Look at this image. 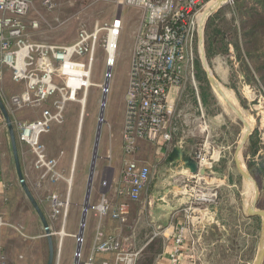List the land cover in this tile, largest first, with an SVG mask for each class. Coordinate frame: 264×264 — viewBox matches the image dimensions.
Returning a JSON list of instances; mask_svg holds the SVG:
<instances>
[{"label": "rangeland", "instance_id": "obj_1", "mask_svg": "<svg viewBox=\"0 0 264 264\" xmlns=\"http://www.w3.org/2000/svg\"><path fill=\"white\" fill-rule=\"evenodd\" d=\"M51 2L54 5L53 9H49L48 6L44 4V0H35L29 14L25 18V21L27 20L30 23L34 21L39 23L38 29H32L31 24L30 30L28 29V32L32 33V42L36 41L35 43H44L60 47L70 46L77 42L79 32L82 28L93 33L97 25L101 27L111 25L118 16V13L121 14L120 16L123 21L116 61L113 67L109 66V56L103 47V39L105 34H107L105 31L99 34L91 72L87 68H80L72 65L65 67L64 73L69 79L68 87L72 90V101L67 104L66 108V120L63 125H55L50 133L42 136V141L47 147L48 156L58 161L57 170L62 171V173L59 172L64 176V179L56 183H49L50 186L45 190L46 195H52L54 193L57 194L58 197L60 195L65 199L64 204H66L67 209H71L73 208L72 197H69L67 189L72 180V178H70L72 175V168L69 158L75 150L76 141L78 142L75 152H80L79 160L81 165L79 164L80 166L76 171V185L74 190L75 192L79 189L84 191V203L87 196V193H85V191H87V184H85V186L83 185V188H80L79 182H81L80 180L83 177H89L91 170L89 158L91 155L92 160L94 159L97 140V161H99V155L104 151L105 146L108 150L111 149L110 138L113 139V144L115 145V147L113 146L115 149L114 152H118L117 156H119L121 163L127 158L122 148L124 118L127 106L126 98L135 45V34L142 20V11L129 6L121 8L117 0H51ZM224 9L225 10L219 15V21L217 22L220 27L228 28L229 21L236 19V8L234 5H229ZM237 21L238 19H236V24ZM197 57H199V61L203 68L199 51ZM89 59L90 58L86 56L80 58L78 61L86 63L88 67ZM196 66L195 62L194 70L190 65L184 69L185 72L183 74L182 85L178 88H174L171 93L172 99L175 100L177 126L180 130L187 129L189 133L195 134L197 142L195 152H220V163L222 164L224 160L228 162V166L231 168L230 180L236 182L237 186L231 189L230 192L224 189L223 195L229 203L227 204V210L237 216H242L245 213L244 209L251 203V197L249 195V183L239 175L234 163V157L236 149L247 129H245L246 127L244 128V125L233 111L219 99L211 83L210 91L215 96L214 102L208 108L202 105L200 99L201 89L199 88L196 78L194 81L192 77L193 73L195 76ZM209 68L217 82H219L230 94L232 93L236 107L246 114L253 125V135L242 151L244 167L249 170L245 152H250V141L252 139L257 142L260 152L259 156L257 154L254 160L260 162L262 158L264 159V87L259 80L256 79V81H251V78H248L233 47L230 48L229 54L213 58L211 64L209 63ZM109 70H111L110 79L107 77ZM203 70L205 69L203 68ZM65 80L64 77L58 78V84L64 87ZM108 80L109 85L108 88H106V82ZM88 82H91L89 87H87ZM71 90H67L69 95L71 94ZM105 96L107 98L103 116L104 122L99 133V120ZM84 99L86 101L85 105L82 104ZM242 101L244 103H242ZM49 106L50 104L45 106L44 109ZM44 109L42 106L24 108L16 113V118L20 121H33L41 117ZM202 127H204V129ZM14 128L17 139L16 125H14ZM108 138L109 140L107 141ZM19 142L20 141L17 139V144H20ZM205 146L207 149H205ZM57 153L59 157L54 156ZM11 154L13 156L12 152ZM29 156H31L32 159L34 158L30 148L29 154H23L22 157H25L24 159H30ZM222 156H224L223 159ZM128 158L133 159V157ZM84 159H87V161L85 162ZM86 167L87 170H85ZM2 171L6 179L8 177L11 181L12 178L13 183L15 182L17 192L13 193L14 191H12L13 195L10 197L12 199L11 203L13 209H15L18 220L22 222L25 221L30 229L29 230L28 227H26L27 229L20 228L22 234L17 233L20 236L17 239L18 244L22 245L24 248L40 244L43 245L45 250L44 264H48V237L46 236L43 222L20 183L15 160L12 158L10 164L2 162ZM254 171H256L255 168ZM213 178V176H208V178L205 179L206 183L203 185L202 189L205 193L218 192V195H220V185L219 183L216 184ZM258 180L262 187L259 186L256 180L261 192L259 207L261 210H264V176L258 175ZM62 184L66 186L67 189H65V191L62 190L64 191L63 194L59 189ZM29 189L31 188L29 187ZM30 191L33 195L32 190ZM148 192L149 188L143 194L140 201H138V203L141 204V210L145 209L147 205ZM125 197H127L126 194ZM195 204L197 207H202V205H198L199 203H197V201H195ZM3 207L4 206L0 208V214L2 216L3 213L1 210H3ZM90 217L91 214L88 213L84 225L85 232H87ZM106 218L112 220L115 229L120 228L121 223L117 219H114L111 215ZM47 220L48 223L54 227L52 232L55 250L54 264L58 262L59 264H66L68 257L72 260V253L74 255V253L78 251L79 244L74 243L72 237H66L61 241V232L65 225L63 217L62 219L54 220L51 216L48 217ZM68 220L69 223H72V210ZM4 221L6 225L0 226V228H8L6 230L11 231L13 225L6 222V220ZM262 221L263 219L261 218L260 223L254 225V228L258 230L256 239L253 238V241H255L253 247L254 256L250 264H255L256 261L260 245ZM82 222L83 219L81 218L79 222L80 229H82ZM124 226H130L131 229L133 225L131 222H127ZM134 227L146 231L147 235L153 230L154 226L148 218L147 209L143 210L142 220L136 222ZM67 231L70 232V228H68ZM60 244H62L61 250ZM85 244V242L82 243L83 249ZM3 245L4 243L2 242L0 246Z\"/></svg>", "mask_w": 264, "mask_h": 264}, {"label": "built area", "instance_id": "obj_2", "mask_svg": "<svg viewBox=\"0 0 264 264\" xmlns=\"http://www.w3.org/2000/svg\"><path fill=\"white\" fill-rule=\"evenodd\" d=\"M34 1L0 0V84L7 68L15 83L25 85L24 91L10 98L14 112L41 107L51 101L50 106L43 110L41 118L16 122L15 125L17 139L26 144L34 155V167L41 172V180L56 183L64 179V176L57 170L58 161L48 156L42 136L50 133L55 125H63L66 120V108L72 101V90L68 87L69 79L64 69L73 63L81 64L91 71L98 37L102 31L107 33L103 39V47L109 56V66L113 67L123 26L119 16L111 25H97L93 33L82 28L77 42L70 46L35 43L31 41L25 22ZM219 1L117 0L121 8L129 6L142 11V20L135 34L126 98L123 150L127 157L138 151L141 140L158 148L173 142L179 127L176 122L175 100L171 93L174 88L182 85L184 69L190 65L194 70L198 51L200 52L199 30L204 22V13L212 3ZM234 3L229 0V5ZM44 4L49 9L54 8L51 0H44ZM31 27L36 30L39 23L34 21ZM86 56L90 58L88 67L86 63L78 61ZM60 77L66 79L64 87L58 84ZM192 77L195 81L194 73ZM67 90H71L70 95ZM215 153L199 151L194 159L200 166H214L220 159V156L214 159ZM123 178L128 190L125 189L121 194H126L128 201L121 202L112 210L104 197L97 207H92L100 218L111 215L126 224L130 215L129 201H140L149 185L151 169L127 160ZM206 178L208 177H201L199 174L192 175V178L186 179L180 186L182 193L191 198L195 207V201L198 205L208 207L219 200L218 192L203 191ZM52 203L53 219L63 217L65 223L66 204L57 195L52 196ZM193 211L191 208V212ZM5 225L3 217H0V226ZM176 241L177 248L171 256V264L180 263L179 245L182 243V236L179 235ZM79 243L82 244V238H79ZM94 252L114 255L113 263L102 264H136L141 255V251L123 250L118 240L106 239L100 230L96 235ZM75 260L74 264H82L81 251H77ZM0 264H10L1 251ZM86 264L97 263L91 259Z\"/></svg>", "mask_w": 264, "mask_h": 264}, {"label": "crops", "instance_id": "obj_3", "mask_svg": "<svg viewBox=\"0 0 264 264\" xmlns=\"http://www.w3.org/2000/svg\"><path fill=\"white\" fill-rule=\"evenodd\" d=\"M120 15L121 14L118 13V16L114 20ZM25 22L30 30V24L32 22L30 23L27 20ZM29 34L31 38L32 33ZM24 89L25 85L15 83L12 79L11 71L5 68L3 82L0 84V98L9 112L13 125H15L16 122L28 121H20L16 118V113L18 111H12L13 109L10 102V98L13 95L21 93ZM48 104H51V102L42 105L43 109ZM188 131L187 129H182V135L179 134L177 136L178 138H175L177 133L175 134V142L173 141L168 145L164 144L159 148L148 141L141 140L139 142L138 151L133 156H130L133 157V159L127 157L122 163L121 160H119V156H117L118 152H114L115 145L113 144V139L110 138L111 149L108 150L105 146L104 151L99 155V161H97V156L94 166L88 209V213L91 214V217L87 232L79 228L80 219H83L82 216H84L87 196L84 203V191L79 189L75 192L74 190L76 185V171L81 165L79 160L80 152H75L78 142L76 141L75 150L69 158L72 168V175L70 178H72V180L69 188H67L69 197H72L73 208L67 209L64 229L61 232V241L66 237H72V241L79 244V237L83 230L82 243L85 242L86 244L84 249L81 244L82 264L90 262L91 259L97 264L114 262L113 254L94 252L98 230L104 234L106 239L118 240L123 250L141 251V255L136 264H145L150 254L154 257L152 264H171V256L177 248L176 240L179 235L182 236V243L179 245V264L251 263L254 256L253 247L255 245L253 238L256 239L257 231L254 228L255 223L253 217H248L247 215L248 207L244 209L245 213L242 216H237L227 210V204L229 203L223 195V190L226 189L230 192L231 189L237 186L236 182L230 180L231 168L228 164L224 166L223 162L221 164V160H219L215 162L214 168L209 172V175L214 177L213 179L216 184L219 183L220 185L219 200L216 204L208 207H195L193 206L194 203L191 198L181 191L180 186H182L183 182L186 179L192 178L185 158H194L197 153L195 152L196 142L192 143L190 141L191 139L196 140V137ZM108 140L109 138L107 141ZM19 143L20 144H17V146L19 145L18 152L21 158L20 162L26 183L28 187L31 188L30 190H32L33 196L46 219L51 216L53 217L54 207L52 195L57 194L46 195L45 190L50 186V181L41 180V172L37 171L34 167V158L32 159L31 156H29L30 159H24L25 157H22L23 154H29V148L26 144L22 142ZM122 143H124V141ZM175 149H180V153L172 157ZM11 152L13 153V148L8 125L0 108V208L4 206L3 210H1L4 217L1 214L0 216L3 217L6 222L13 225V229L10 228L11 231L6 230L8 228H0V245L2 242L4 243L3 246H0V251L6 255L10 264H44L45 250L43 245L40 244L24 248L22 245H19L17 241L18 237H20L19 234H22L20 228L28 227L29 229V226H27L25 221L22 222L18 220L15 209H13L11 203L12 199L10 198L13 193L17 192L15 182L13 183L12 178L11 181L8 177L6 179L2 171V162L10 164L12 158L14 159V155L12 156ZM259 153L260 152H258V156ZM54 156L59 157L58 153ZM219 156V152L214 154L215 159H218ZM223 158L224 156H222V159ZM89 160L92 170L93 160L91 155ZM127 160L134 161L141 167L147 166L151 169V178L147 186L149 188V196L145 207L148 211V218L154 226L149 235L146 234V231L134 227L136 222L142 220L143 210H145H141V204L138 202L129 201L130 215L128 223H132L133 226L131 229L130 226L127 227L124 226L125 224L122 225L120 221V228L115 229L112 220L106 218L107 216L100 218L92 209V207H97L104 197L112 210L121 202L128 201L125 194H121L125 189L128 190L123 178L124 164ZM84 161L86 162L87 159H84ZM87 167L85 170H87ZM60 172L62 173V171ZM90 174L89 177L85 176L80 180L81 182H79L80 188H83V185L85 186V184H87V191H85L87 194ZM148 188L144 190L142 196ZM59 189L65 191L66 186L62 184ZM12 191L14 192L12 193ZM64 191H62V194ZM59 199L62 202L65 201L60 195ZM191 208H193V212H191ZM71 210L72 223H69L68 219ZM59 219H62V217ZM49 226L51 232H53L54 227H52L51 224H49ZM68 228H70V232L67 231ZM61 245L62 244H60V250ZM76 253H74V255L72 253V260L68 257L66 264L75 263L76 260H74V257Z\"/></svg>", "mask_w": 264, "mask_h": 264}, {"label": "trees", "instance_id": "obj_4", "mask_svg": "<svg viewBox=\"0 0 264 264\" xmlns=\"http://www.w3.org/2000/svg\"><path fill=\"white\" fill-rule=\"evenodd\" d=\"M233 5L236 8L235 18L238 19L237 24L236 19H233L229 21L228 28H222L217 22L221 12L229 5L214 13L207 22L205 47L208 64H211L212 59L217 56L229 54L230 48L233 47L248 78H251V81L259 80L264 87V0H237ZM196 65L195 78L201 89L200 99L202 105L208 108L214 102L215 96L210 91V81L207 72L201 66L199 57L196 59ZM242 103L244 102L242 101ZM179 134L182 135L180 128L175 138H178ZM190 141L192 143L196 142L193 139ZM250 147V152H245V157L251 175L259 183L258 175L264 176V159L262 158L260 162L254 160L259 149L257 142L253 139L250 141ZM223 164L226 166L228 162L224 160ZM254 168L256 171H254ZM259 186L261 187L260 183ZM253 221L257 225L260 223L261 218L255 217ZM255 230L258 229L255 228ZM152 256V254H150V257L148 256L145 264H152L154 259Z\"/></svg>", "mask_w": 264, "mask_h": 264}, {"label": "water", "instance_id": "obj_5", "mask_svg": "<svg viewBox=\"0 0 264 264\" xmlns=\"http://www.w3.org/2000/svg\"><path fill=\"white\" fill-rule=\"evenodd\" d=\"M233 1L236 2L237 0H233ZM228 5H229V0H220L219 2L215 3L214 6H209V8L204 13L205 19H204V22H203L200 30H199L200 59H201L203 68L207 72L208 79H209L211 85L213 86V88L218 85V82L215 79V77L213 76L212 72L210 71L209 64L207 61L206 50H205V29H206L207 22L209 21L211 16L214 13H216L218 10H220L221 8L226 7ZM110 71L111 70H109L108 79H110ZM108 85H109V80L106 82L107 88H108ZM106 98L107 97L105 96L103 99V103H102V110H101L100 120H99V133H100L102 124L104 122L103 116H104V110H105V106H106ZM0 108H1L2 113L4 115L5 121L8 125V130L10 133L11 143H12V148H13L14 160H15V164H16V170H17V174H18L20 183L23 186L24 191H25L27 197L29 198V200L31 201L34 209L36 210L39 217L41 218L43 225H44V228H45L46 236L48 237L49 250H50L49 251L48 264H54L55 250H54V244H53V240H52V232H51L49 223H48L43 211L41 210L39 204L35 200L34 196L32 195V193H31V191H30V189L26 183V180H25V177H24V174L22 171V167H21L20 158H19L15 128H14L13 122L11 120V117L9 115V112H8L6 106L4 105V103L2 102L1 98H0ZM229 108H230V110L233 111V113L235 111L238 114L239 117H237V118L241 121L242 124L243 123L246 124L241 113L234 106L229 104ZM252 135H253V129H249L248 134L244 137L242 144L239 145L236 149L235 157H234V163H235V166L238 170L239 175L248 183H252L254 185V188H255V196H254L253 200L251 201L250 205L248 206L247 215H248V217H253V218L254 217H260L263 219L261 237H260V245H259L255 264H264V210H261L259 208L261 192H260V189H259V186H258L256 180L252 177L249 170L244 167L243 158H240V154H241V156H243V152H240L241 148H242V150H244L246 144L249 142ZM98 139H99V135H98ZM97 146H98V140H97V144H96V149H95V154H94V159H93V165H92V170H91V174H90V181H89L88 194H87V204H86V207L84 210V216H83V222H82L83 228L82 229H84L85 220H86L88 209H89V196H90L91 184H92V179H93V171H94L96 158L98 156V154H97V148L98 147ZM178 153H180V149H175L172 157H175V155ZM185 162H186V164L189 168V171L192 175H198L199 174L201 177L210 176L209 172L214 168V166H200V164L193 157H186ZM82 236H83V230H82L79 238L81 239ZM80 249H81V244L79 243L78 251H80Z\"/></svg>", "mask_w": 264, "mask_h": 264}, {"label": "bare ground", "instance_id": "obj_6", "mask_svg": "<svg viewBox=\"0 0 264 264\" xmlns=\"http://www.w3.org/2000/svg\"><path fill=\"white\" fill-rule=\"evenodd\" d=\"M214 4L215 3H212L210 6H214ZM204 19H205V17H204ZM72 66H76V67H80V68H84L81 64H73L72 63ZM112 65H110V67H111ZM90 70V69H89ZM91 72V71H90ZM90 83L91 82H88V86L90 85ZM106 88H107V86H106ZM214 91L216 92V94H217V96L219 97V99H221L228 107H229V104H231L232 106H234L240 113H241V115H242V117H243V119L245 120V122H246V124H244L243 123V125H244V128L245 129H247L246 130V133L243 135V137H242V139H241V141H240V143H239V145H241L242 144V142H243V139H244V137L248 134V131H249V129H253V125L251 124V122H250V120L248 119V117L246 116V114L244 113V112H242L241 110H239L237 107H236V105H235V103H234V98H233V95H232V93L230 94L219 82H218V85L216 86V87H214ZM85 99L82 101V104L83 105H85ZM229 103V104H228ZM234 113H235V115L237 116V117H239L238 116V114L234 111ZM81 117H82V115H81ZM249 123V124H248ZM203 129H204V127H202ZM238 145V146H239ZM243 147V146H242ZM243 150H242V148H241V150H240V152H242ZM240 158H242V156H241V154H240ZM214 159H215V157H214ZM252 187H253V191H252ZM249 195H250V197H251V201L253 200V198H254V196H255V188H254V185L252 186V183H249Z\"/></svg>", "mask_w": 264, "mask_h": 264}]
</instances>
